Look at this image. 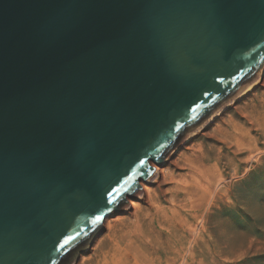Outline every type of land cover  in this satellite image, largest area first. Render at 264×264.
<instances>
[{
    "label": "water",
    "instance_id": "1",
    "mask_svg": "<svg viewBox=\"0 0 264 264\" xmlns=\"http://www.w3.org/2000/svg\"><path fill=\"white\" fill-rule=\"evenodd\" d=\"M262 70L264 0H0V264H71Z\"/></svg>",
    "mask_w": 264,
    "mask_h": 264
},
{
    "label": "rangeland",
    "instance_id": "2",
    "mask_svg": "<svg viewBox=\"0 0 264 264\" xmlns=\"http://www.w3.org/2000/svg\"><path fill=\"white\" fill-rule=\"evenodd\" d=\"M182 144L167 165L162 183L152 188V200L139 202L135 213L104 227L71 264H108L124 248L137 254L140 264H160L166 257L177 256L179 247H188L189 233L180 231L170 237L156 209L170 207L175 183L183 179L191 162H204L217 187L216 195L208 199L210 205L200 211L202 218L193 220L198 228L206 227L209 241L205 260L197 264H211L209 252L215 255L214 264H264V85L229 108L204 134ZM132 238L137 243L129 247Z\"/></svg>",
    "mask_w": 264,
    "mask_h": 264
},
{
    "label": "bare ground",
    "instance_id": "3",
    "mask_svg": "<svg viewBox=\"0 0 264 264\" xmlns=\"http://www.w3.org/2000/svg\"><path fill=\"white\" fill-rule=\"evenodd\" d=\"M263 85L264 71L262 70L248 85V87H246L236 98L232 99L228 104L216 111V113L211 116L210 119L206 120L202 124H199L192 133V136L190 134V137L187 136L186 138H184V140L182 141V146H186L190 142V140H192L196 136L204 134L207 129L214 123V121L224 115V113L229 108H231L232 106H236L237 103L241 99H243V97ZM180 144H178V146L172 151V153L165 159V161L161 165H158L153 161L150 162V165L155 169L154 175L147 182H145L143 179H140L139 185L142 187V190L135 194L132 198L130 196L127 197L126 201L128 203L123 208H121L119 212H117L116 214H112L110 217L104 220L103 225L105 228H110L112 226V222L115 223L116 221L124 218L125 215L135 213L139 209V202L152 200V188L156 184L162 183L165 175V169L167 165L172 163L175 155L177 154V148ZM189 168L190 169H187V173L184 174L183 179L179 182L176 181L175 183L176 190L171 194L170 207H166L163 209L161 208L160 210L159 208L158 210L156 209L157 217L162 226L169 229L168 235L170 237L177 235L180 231L189 233L188 247H179L177 250V256H174L173 258L166 257L165 261H161L160 264L202 263L206 258H204L203 256L205 254L204 251L209 250V241L207 242L205 239V233L207 232L206 227L204 226L202 228H198L196 224L193 223V220L202 218V214H200V211L204 209L205 205H210V200L208 199L216 195L217 187H214L215 176H212L210 168H208L204 164V162H191L189 164ZM219 176L221 175L219 174ZM219 182H221V179H219ZM179 193H182L183 197L180 198ZM132 209L133 212H131ZM112 216H115V219H110ZM140 238L141 236H139L138 239ZM132 239L129 242V247L137 243L134 238ZM226 244L227 247L230 246L229 240L226 242ZM144 250H147L145 245ZM130 251L131 249L128 248L120 249L119 256L117 253H115V255L111 257L108 264H140V257L137 254L131 253ZM209 255L211 256H209L211 258V264H214L216 262L215 255L211 254L210 252ZM73 264H79V262L75 261Z\"/></svg>",
    "mask_w": 264,
    "mask_h": 264
},
{
    "label": "snow or ice",
    "instance_id": "4",
    "mask_svg": "<svg viewBox=\"0 0 264 264\" xmlns=\"http://www.w3.org/2000/svg\"><path fill=\"white\" fill-rule=\"evenodd\" d=\"M97 219H99V217Z\"/></svg>",
    "mask_w": 264,
    "mask_h": 264
}]
</instances>
